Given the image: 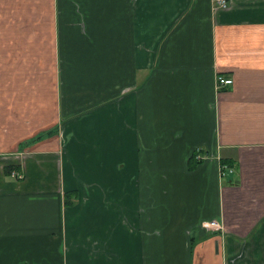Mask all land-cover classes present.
I'll return each instance as SVG.
<instances>
[{"label": "crops", "instance_id": "obj_1", "mask_svg": "<svg viewBox=\"0 0 264 264\" xmlns=\"http://www.w3.org/2000/svg\"><path fill=\"white\" fill-rule=\"evenodd\" d=\"M0 264H264V0H0Z\"/></svg>", "mask_w": 264, "mask_h": 264}, {"label": "built area", "instance_id": "obj_2", "mask_svg": "<svg viewBox=\"0 0 264 264\" xmlns=\"http://www.w3.org/2000/svg\"><path fill=\"white\" fill-rule=\"evenodd\" d=\"M217 6L221 8H227V5L229 3V0H214ZM232 78L225 77L224 75L220 74L217 77V80L215 81V84L218 89H221L224 86H227L232 83ZM232 172L233 169L230 166H227L226 164L221 166V172L220 175L224 177L225 172ZM14 175H17L16 172L13 173ZM19 176V175H18ZM204 227L208 228V230L212 231H219L221 230V225L218 221H213V222H206L203 224Z\"/></svg>", "mask_w": 264, "mask_h": 264}, {"label": "trees", "instance_id": "obj_3", "mask_svg": "<svg viewBox=\"0 0 264 264\" xmlns=\"http://www.w3.org/2000/svg\"><path fill=\"white\" fill-rule=\"evenodd\" d=\"M11 171H12V170H7V172H9V174H11Z\"/></svg>", "mask_w": 264, "mask_h": 264}]
</instances>
